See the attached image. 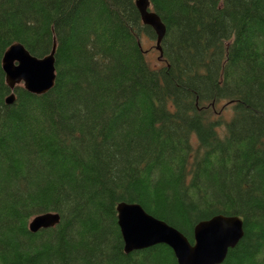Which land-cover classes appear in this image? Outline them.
Here are the masks:
<instances>
[{"label": "trees", "instance_id": "obj_1", "mask_svg": "<svg viewBox=\"0 0 264 264\" xmlns=\"http://www.w3.org/2000/svg\"><path fill=\"white\" fill-rule=\"evenodd\" d=\"M149 1L159 48L137 0H0V264H178L164 244L125 251L120 204L192 243L238 217L222 264H264V0ZM14 44L56 45L52 90L10 88ZM47 213L60 223L32 232Z\"/></svg>", "mask_w": 264, "mask_h": 264}, {"label": "water", "instance_id": "obj_2", "mask_svg": "<svg viewBox=\"0 0 264 264\" xmlns=\"http://www.w3.org/2000/svg\"><path fill=\"white\" fill-rule=\"evenodd\" d=\"M137 5L145 25L156 32L157 46L166 34V27L156 12L149 10V0H138ZM56 45L45 58L33 56L23 45L14 44L5 53L3 70L12 90L20 84L32 94L44 95L52 90L56 81ZM15 101L12 94L8 104ZM118 219L125 242V251L131 253L157 245H167L175 253L178 264H222L229 253L244 237L243 222L238 217L217 216L200 222L194 230L192 243L178 229L148 214L140 205L120 204ZM60 223L58 214L47 213L30 223L32 232Z\"/></svg>", "mask_w": 264, "mask_h": 264}, {"label": "rangeland", "instance_id": "obj_3", "mask_svg": "<svg viewBox=\"0 0 264 264\" xmlns=\"http://www.w3.org/2000/svg\"><path fill=\"white\" fill-rule=\"evenodd\" d=\"M143 44H144V48L147 50V58L149 61H151V66L153 68H156L152 62H154L156 64L157 60H158V55L156 53V42H154L153 40H148L147 38L143 39ZM151 49V51H149Z\"/></svg>", "mask_w": 264, "mask_h": 264}]
</instances>
